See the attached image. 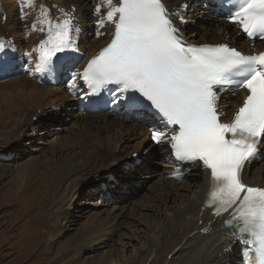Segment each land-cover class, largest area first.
Returning <instances> with one entry per match:
<instances>
[{"label": "rangeland", "instance_id": "rangeland-1", "mask_svg": "<svg viewBox=\"0 0 264 264\" xmlns=\"http://www.w3.org/2000/svg\"><path fill=\"white\" fill-rule=\"evenodd\" d=\"M64 1L76 7L87 6L91 2ZM34 2L28 4L25 0H0V9L3 11L6 8L11 9L14 5L13 10L17 9L16 12L21 20V8H23L26 18L32 21L36 15ZM183 3L188 2L183 1ZM97 4H104L107 9L106 0H93L89 7L92 14V9ZM196 10L195 14L193 11ZM184 11L193 25L198 27L203 24L199 22L201 9L193 8L191 4ZM16 12L11 20L17 16ZM30 12L33 13L29 15ZM209 13L211 12L207 11L209 17H214ZM203 16L207 19L205 14ZM26 18L24 24L22 22L13 26L11 21L7 23L6 17L3 19L0 13V26L3 28L1 31L5 30L4 34L6 32L9 34L11 41H15L23 51L29 52L34 45L33 36L38 31L36 28L33 29L32 25H27ZM88 19L95 21L93 17ZM82 31L80 29L75 35L77 39L75 44L79 47L85 41ZM22 37L26 39L22 40ZM209 37L210 35L205 39L208 40ZM94 39H96L95 35L87 43L90 49L96 44L94 42L97 40L93 41ZM34 57L23 58L24 62L20 60L22 69L18 74L12 73L5 77L0 75V264H91L92 261H98L102 257H111L112 264H239V262L243 264L241 262H245V258L237 249L244 246L242 243L240 246L237 238L235 239L237 241L233 239V243L229 246L236 251L234 255H240L238 259L233 258L234 255L227 256L223 253V248L232 252V249L224 243H220L222 247L216 243H214L215 247H211L210 241L203 239L204 242H199L196 247L195 244L188 243L189 236L178 241L179 243L174 245L175 249L171 250L168 243L176 238L181 226L165 228L164 224L175 207L182 205L199 192L197 188L198 182L202 180L201 171L196 167L193 169L195 172H191L193 173L191 176L190 173L181 179L183 181L177 180L175 185L168 183L163 189H168L171 194L165 193L161 196L160 191L164 186L162 179L171 177L163 173L165 171L163 165L166 163L158 155L159 152L153 149L146 153V159L145 156H141L135 160L137 167L134 175L118 182L114 181L115 177L125 172L126 162H132V159L139 156V152L153 145L149 140V132L141 126L145 133L137 129V135L126 142L120 133L115 132L113 126L117 121L112 122V127L110 124L100 125L93 122V131L85 138L68 142L66 139L70 141L77 135H82L80 128L75 124L79 118L77 114L100 116L99 120L105 113L85 114L84 110L81 111L82 103L76 98L66 96L67 91L64 86L68 85L67 75L58 79L53 77L44 80L46 85L52 80L55 82L54 85L48 86L54 89L62 86L64 92L55 91L50 96H45L41 102L37 101L38 95L42 94L35 95V87L30 82L37 79L42 84V81L37 76L34 77L35 73L31 74L30 62L35 60ZM76 105L79 109H76ZM71 106H73L72 110ZM118 107L116 106L114 113H111V117L121 118L122 115H116L120 113L117 111ZM33 113L35 115L31 116L30 114ZM27 115L31 116V120L27 119L26 122L24 119ZM39 115L43 118H39ZM124 119L127 120V125L136 124L140 128L135 119L125 116ZM21 125L25 128L24 131L19 129ZM103 137L107 138L101 140ZM118 142H121L122 148L115 153ZM55 143L66 150H56L55 147L48 152V155L45 151ZM152 147L157 148L156 145ZM89 149L92 150L88 151ZM44 155L40 166L27 162L42 158ZM117 157L127 160L112 161ZM85 160L89 162L79 168ZM72 163L78 169H73L72 171L77 170L65 177L62 175L59 181L50 187L47 199H42L39 193L41 187L37 185L41 183L40 171L43 170L44 173L45 169L53 166L57 169L59 165L63 170L62 164L70 167ZM253 165L249 178L254 173L264 177V172H259L261 166L264 167V159H259ZM24 166H27L29 171L27 175L29 177L25 180L30 179L28 185H24L27 188L21 189L17 188L21 179L17 170ZM44 180L48 181L46 178ZM98 187H102L105 194ZM217 237L223 236L216 235Z\"/></svg>", "mask_w": 264, "mask_h": 264}, {"label": "snow or ice", "instance_id": "snow-or-ice-1", "mask_svg": "<svg viewBox=\"0 0 264 264\" xmlns=\"http://www.w3.org/2000/svg\"><path fill=\"white\" fill-rule=\"evenodd\" d=\"M169 3L106 0L107 10L97 4L92 9L97 29L110 23L114 31L82 73L66 55L76 51L74 33L80 31L75 6L67 10L68 19L53 26L49 10L39 5L49 16L47 38L29 52L15 41L0 39V74H12L18 59L38 52L33 71L57 78L67 75L70 90L77 87L79 77L88 89L81 98L90 104L100 103L107 91L110 98L103 100L105 104L122 106L126 115L150 125L153 144L167 145L180 165L173 175L192 166L210 170L208 205L217 216L232 210L224 224L238 230L234 236L245 246L246 264L249 251L256 254L255 264H264V187L250 186L243 179L249 165L264 159V51L246 54L228 43H188L182 26L190 21L180 9L191 5L182 3L173 10ZM202 6L206 11L220 10L246 37L264 41V0H203ZM25 18L21 8V20ZM240 89L247 95L225 120L227 98ZM149 113L159 123H152ZM136 167L135 161L126 162L125 172L114 181L130 178Z\"/></svg>", "mask_w": 264, "mask_h": 264}, {"label": "bare ground", "instance_id": "bare-ground-1", "mask_svg": "<svg viewBox=\"0 0 264 264\" xmlns=\"http://www.w3.org/2000/svg\"><path fill=\"white\" fill-rule=\"evenodd\" d=\"M78 1L86 2L87 0H78ZM89 1L92 2L93 0H89ZM183 1H186V0H170L169 7L171 9H173V10H176L178 8V6L183 3ZM91 2L87 6L79 5L77 7L75 6V8H74L75 17L79 21L78 27H79V29L83 30L82 34L85 37V41L83 42V44L80 47L75 44L76 51H72L70 53H67V55L71 56L73 58V60L75 61V71L80 72V73H82V71L84 69V66L87 64L89 58H91L96 53V51H98L101 47L105 46L109 42V40H110V38L112 36V33L114 31V26L112 24H110V23L105 24L103 28L97 29V27H96V17L89 11V7H90ZM39 5H45L47 7V9L49 10L50 17L54 18L53 19V26H54L56 22H59V21H62L64 19H68L69 18V16L66 14L67 10L72 8L74 4L72 6H70L69 3L68 2L65 3L64 0H54V1H52V0H37V1L34 2L36 15L32 18V21L31 20L29 21V19L26 18L27 25L28 24L33 25V23H34L35 24V28L38 31L33 36L32 44H34V45L31 48V50L36 48L39 45L40 41L46 39L47 35H48V31H47L48 24L46 23V21L49 18V16L45 15L43 13V11L39 8ZM53 6H55V7H53ZM106 7H107V5H106ZM13 8H14V5H13V7L11 9L10 8H8V9L6 8L7 10L5 9L4 11L2 9H0V13H1V16H2L3 19H4V17H6L7 23H9V21H11L13 26H17V24L22 23L23 21H21L19 19L18 13L16 12L17 9L13 10ZM61 9H63V10H61ZM76 9H78V10L76 11ZM105 10H107V9L105 8ZM184 10L185 9H180V11L183 12V13L185 12ZM14 12L17 13V16H15L14 19L11 20V18L14 16ZM27 12H29V11H27ZM83 12H85V14ZM193 12L196 14L197 10L193 11ZM32 13L30 12L29 15H31ZM188 13H190V11H188ZM200 14H199V18H201V19L199 20V22L203 23L202 25H198V27H197L196 25L192 24L193 22H189V23H187V24L182 26V31L184 33V38L189 43H195V44H208V43H210V44H213L211 42H217V43L218 42H222V43H228L230 45H235L239 49L249 48V43L247 41L242 40V41L237 42L239 40L238 39L239 36L237 34L236 28L234 26H232L230 24H227L224 21H222V19H221V11H218L217 16L209 17V15L207 14V11L205 10V8H202L201 11H200ZM203 14H205L207 16V19L203 16ZM90 17H93L95 21H93L91 19H88ZM187 19L189 20L188 17H187ZM191 20H193V19L191 18ZM0 22H1V20H0ZM23 24H24V22H23ZM41 28H43L44 31H41L40 30ZM190 28H193V30H191ZM4 29H6V28H4ZM1 30H3V28L0 26V39L11 40V37H9V34H6L7 32L4 34L5 30H4V32L1 31ZM6 31H7V29H6ZM97 31H99L101 34L97 35ZM220 31H222V32H220ZM194 32H195V34H194ZM199 32H201V34ZM209 32H210V34H209ZM76 34L77 33H74V39H75V35ZM226 34H229V36H227ZM93 35H95V37H96V39H94L93 41H95V40H97V41L94 42V43H96L94 45V47L90 49V46L87 45V43L90 42L89 39H91ZM209 35H210L209 39L206 40L205 37L209 36ZM76 40L77 39H75V41ZM26 48H28V47H26ZM38 57H39V53L37 52V54L34 57L35 60L33 62H30V65L32 66L31 74L35 73L34 77L38 76L39 79L42 81V84H40L37 81V79H35L34 81L30 82L35 87V90H36L35 91V95L36 94H42L41 96L38 95V100L37 101L41 102V100H43V98L45 96H50V94L55 92V91L56 92H59V91L64 92L63 91L64 88L67 91L66 92V94H67L66 96H69L68 93H69L70 89H69L68 85L64 86V88H62V86H61L58 89H54L51 86H53L55 82H52V80H51V82H49V84H47V85L44 82L45 78L50 80V78H53V77L48 76V75H41L40 73H37V72L33 71V69H34V67H35V65L37 63ZM20 60L22 62H24L23 58L18 59L17 62H16V64H18V66H16V69H19V70H15L12 73L18 74L20 72V70L22 69ZM31 74H30V76H33ZM1 75L3 77L7 76V75H3V74H1ZM79 79L80 78L77 77V82L79 81ZM48 85H51V86H48ZM79 89H80V86H79ZM81 91H83V93L85 92L83 88H82ZM237 96L238 95L236 94V96H234V97L230 96V95L228 97L232 98L233 101H235V99L237 101ZM80 100H81V102L83 104H86L85 106L81 105V107L84 108L85 114L93 110L92 108H90L88 106V101L87 100H84L81 97H80ZM77 108L79 109V107L76 105V109ZM70 109L72 110L73 106H71ZM121 109L122 108L119 107L117 111H119L121 113ZM222 110L227 112L226 109H222ZM112 111L113 110H110V109L106 110L104 116L101 115L102 118L99 119V120H98V118L100 116H96V117H92L91 116L90 117V116L83 115V114H77V115H79V118L76 120L75 124H76V126L78 128H80V130L82 132V135L79 134L76 137L72 138L70 141L68 139H66V140L68 142H74L78 138H85L89 134V132L93 131V125H92L93 122H96V123H98L100 125L110 124V126L112 127L113 126L112 122L117 121V123L115 122L116 123L115 126H113L114 129H115V132H117L118 134L120 133V135L124 138V140L126 142L129 141V138L134 137V135H137V131H136L137 129H141L140 131L142 133H145V131L146 132L147 131L150 132L151 128H149L150 127L149 124L141 123L139 121V119H135L137 121L136 123H138L140 125V128H138L139 126L136 125V124L135 125L133 124L132 126L129 125V124L127 125V120L124 119V116L127 117V118L130 117V116H128L126 114H122V113L121 114L120 113L119 114L115 113L116 115H122L121 118L118 117V116L117 117H115V116L111 117V115H112L111 112ZM98 113H103V112H98ZM230 114H231V112H228L227 116L224 119L228 118ZM30 115L32 116V115H35V114L33 113V114H30ZM31 116L27 115L24 120L26 122H27V119L31 120L30 119ZM38 117L39 118L40 117L43 118L41 115H39ZM74 117H76V116H74ZM149 118L152 121V123H159V122H156L155 120H153L154 118L152 116H150V115H149ZM84 120L86 122H84ZM109 120H112V121L110 123H107V121H109ZM141 126L144 127L145 131L141 128ZM19 129L20 130L22 129L21 131L25 130V128H23V125H21L19 127ZM134 131H136V132H134ZM110 134H112V133H110ZM107 137H110V136H107ZM107 137H103V138H101V140L105 139ZM119 141H121V140H119ZM120 143L121 142H118L117 147L115 149V153H118L119 150L122 148V147H120ZM152 146L153 145H149L147 148H145V150L143 149L141 152H139V153L137 152L139 154V156L137 158H135L134 160L132 159V161H135V160L139 159L141 156H145V159H146V153L148 151H151V150L155 149V151L157 153L159 152L158 155L166 163V164L163 165V167L165 169V171L163 173H165L166 175L171 173V170L175 169L177 166L174 164L175 166H172V168H171V166L167 162L168 159L170 161H171V159L169 157V151L166 148V145L165 146H163V145L157 146L156 145L157 148H154ZM55 147H56V150H61V149L66 150L64 147L61 148L60 145H58V143L57 144L55 143V145H51L50 148L47 149L45 152H47V154L49 155L48 152L51 149L55 148ZM95 149H94V152H96ZM9 150H11V149H9ZM91 150L92 149H89L88 151H91ZM262 150H264V149H262ZM47 154H45V155H47ZM45 155L42 158L31 159V160H29L27 162H29V163H31L33 165H39L40 166L43 163V158L45 157ZM88 160L87 161L85 160L79 166V168L84 166L87 162H89ZM102 160H103V158H102ZM122 160L126 161L127 159H121L120 157H117L116 160H112V161H122ZM171 163H172V161H171ZM60 166L61 165L57 166V169H55L54 166L51 167V168L45 169L44 173H43V170L40 171L39 179H40L41 183H38L37 185L39 187H41V190L39 191V193H40V196L42 197V199H47V197L49 195L50 187H52L57 181H59V178L62 175H63V177H65L67 174L73 173V172H75L78 169L77 167H75V164H73V163H72V166H70V167L65 166V164L64 165L62 164V166H63L62 169L64 171L61 170ZM125 166H126V164H125ZM72 167H74V168H72ZM196 167H198V169L201 171L200 173H202V180L200 182H198L199 183L198 188L200 190L197 188V190L199 192L195 193L194 197L192 196L191 199L186 200L185 203L181 202L182 205H179L178 207H175L174 211L167 218V220H166V222L164 224L165 228H172L173 226H178V228H179L181 226V230L179 231V234L176 236V238L172 239V241L168 243V247L171 248V250L175 249L174 245L178 241L184 240V237H186V236L187 237L189 236L188 237L189 242L188 241H186V242H188L190 245H191V243L195 244L196 247H198V244H200L199 242H204L203 239L209 240L210 243H211V247H215L214 243H216L218 245H220V243L221 244L224 243L227 247H230L229 245L232 244L233 241L236 239V236H234V233H237V232L233 231V230H226L223 227L222 221L218 222V220H217L218 218H215L213 215H211L210 207L205 205V203H204L205 193H206V191H207V189H208V187L210 185L209 174H208L207 169H205L202 165L194 166L193 169H196ZM250 167H251V165H249L246 168L245 172H244L243 179H245V182L247 181L246 183L248 185H250V186L264 187V177H261L260 175H258L259 173H254L252 175V177L249 178V173H250V169H251ZM75 168H77V169L72 171ZM167 168H170V169L167 170ZM17 171H18V173L21 176V179L19 177L20 181H19V184L17 185V188L26 189L27 186L25 187L24 185H28L27 182L30 179L29 178L28 180H25L26 177H29V176H27L28 173H29L28 167L27 166L21 167ZM260 171L264 172V167L263 166H261V168L259 169V172ZM45 178L48 180L47 182L44 180ZM176 181L177 180H175V179H171V178H167V177L163 178L162 179V184H164V186L161 188L162 191H160V195L162 196L165 193H168L170 195L171 192L168 189H163V188H165V186L168 183H172L174 185L177 184ZM181 181H183V180H181ZM98 188H101V191L103 190V192L105 194V190L102 189V187H98ZM16 193H19V192H16ZM160 195H158V196H160ZM208 234H209V237H208ZM212 235H215V236H212ZM216 235L223 236L224 238L223 237L222 238H219V237L216 238ZM214 238H216V242H214ZM235 241H237V240H235ZM209 247H210V245H209ZM223 249H224L223 253H225L227 256H233L234 253H236V251H234L233 248H231L232 252L225 251L226 248H223ZM237 249H238L239 252H241V249H242L243 255L246 254L245 247H242V248L241 247L240 248L237 247ZM199 253H200V250H199ZM247 257L249 258L247 260V264H254V258H253L254 256L252 254V251H249L247 253ZM110 258L111 257H107V258L106 257H102L98 261H95V260L92 261L91 264L92 263L93 264H112L113 262H112V260H110ZM233 258H235V259L237 258L238 259L239 258V254L234 255ZM243 258H244V256H243ZM241 263L246 264V261L245 262H241ZM239 264H240V262H239Z\"/></svg>", "mask_w": 264, "mask_h": 264}]
</instances>
